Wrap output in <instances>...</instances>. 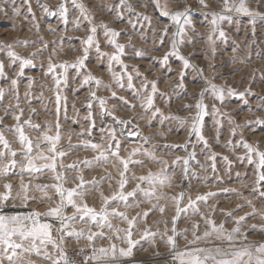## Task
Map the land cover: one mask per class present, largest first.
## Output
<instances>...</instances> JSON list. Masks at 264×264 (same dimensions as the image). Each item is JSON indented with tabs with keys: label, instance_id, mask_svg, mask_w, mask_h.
Listing matches in <instances>:
<instances>
[{
	"label": "rangeland",
	"instance_id": "obj_1",
	"mask_svg": "<svg viewBox=\"0 0 264 264\" xmlns=\"http://www.w3.org/2000/svg\"><path fill=\"white\" fill-rule=\"evenodd\" d=\"M229 2L232 11L224 9L223 0H205L206 6L200 0H76V5L84 6L86 16L72 0L0 2L6 10L0 12V63L4 64L0 133L9 145L0 144V153H6L0 156V195L8 192L5 184L11 185V198L0 203V211L8 215L46 213L61 204L53 187L61 186L65 190L62 211L76 219L67 221L68 227L59 231V219L41 216L42 221L51 220L52 236L59 244L46 251L60 259V264H65L61 251L67 264H148L166 258L180 264L174 259L176 253L196 247L217 258L231 259L233 253L245 249L253 257L264 256L256 251L264 245V182L256 183L257 168L249 163L243 146L247 143L264 152V0H245L252 15L234 10L240 0ZM61 5L68 9L66 18L61 15ZM164 10L169 16L162 15ZM185 10L190 23L184 24L181 17L183 32L175 35L180 25L171 15ZM92 26L97 29L95 34ZM109 29L119 33L114 39L124 45L122 64L112 61L111 72L110 57L117 50L108 43L112 37L104 34ZM90 35L95 36L92 46L84 44ZM9 52L32 61L22 75L21 61L9 57ZM85 55L81 68L78 59ZM50 64L56 66L54 72H49ZM62 64L66 67L61 68ZM112 73L121 77L119 83ZM88 75L95 79L84 83ZM128 76L132 77L131 88ZM95 80L101 83L97 85ZM212 85L223 93V100ZM198 103L205 106L200 122L203 139L192 130ZM17 115H21L19 121ZM17 124L33 145L31 157L27 144L20 141ZM57 134V153L65 155H56V170L29 171V158L37 167L51 163L36 154L52 155L48 151L51 142L44 137ZM92 144L98 147L93 149ZM11 152L17 155L12 157ZM13 159L16 166L5 173ZM253 159L258 157L253 154ZM150 173L152 183L140 179ZM121 181L125 182L123 189ZM71 189L76 190V204L87 203L97 213L107 211L103 227L87 217L80 220V214L67 205V190ZM121 191L125 196L129 192L135 195L120 200ZM114 195L116 200L111 199ZM190 201L195 202L194 207ZM113 212L123 213L127 219ZM239 217L245 219L237 223ZM208 220L217 228L223 225L222 234L212 232L204 237L205 231L211 232ZM236 228L239 232H233ZM129 231L135 244L130 256H122L120 249L129 247ZM92 233L102 235L89 241L87 236ZM228 235L231 241L226 239ZM169 236L175 240V248L167 243ZM0 259L9 264L2 250ZM23 259L52 264L34 253L24 254Z\"/></svg>",
	"mask_w": 264,
	"mask_h": 264
},
{
	"label": "snow or ice",
	"instance_id": "obj_2",
	"mask_svg": "<svg viewBox=\"0 0 264 264\" xmlns=\"http://www.w3.org/2000/svg\"><path fill=\"white\" fill-rule=\"evenodd\" d=\"M0 2L4 3V4H8L11 3L12 0H0ZM72 3L75 7H78L80 9L81 15L82 16H86L85 14V10H84V6L81 5H76V0H72ZM121 3H123V0H121ZM200 3L202 5H205V0H200ZM224 3V9L226 11H232L233 10V6L230 5L229 0H223ZM206 6V5H205ZM157 7H159V4L157 3ZM61 9V15L63 17L66 18L67 16V12L68 9L64 6L61 5L60 6ZM235 11L237 12H242L245 14H249L252 15V13H250L249 9L245 6V0H240V3L238 6H235ZM5 8L4 7H0V12H5ZM29 12H31V7H29L28 9ZM45 11H47V9H45ZM15 14L19 15V11L14 9ZM162 15L164 16H169L168 11L164 10L162 12ZM181 17H184V24H188L190 23L189 19H188V13L187 10H185L184 12H176L174 14L171 15V19L176 22L178 25H180L177 33L175 35H180L183 32V25L180 23L181 21ZM221 19L223 17H220ZM65 22L66 19H65ZM217 21L214 19L213 20V24H215ZM101 27L107 28V25H101ZM97 31L95 26L91 27V32L93 34H95ZM105 36H111L112 39H109L108 43L113 45L116 50L117 53L113 54L110 57V64H109V71L111 72V62L114 61L118 64H122L121 61V56L120 54H122L124 52V45L121 44H117L115 41V37H117L119 35V33L112 31V30H108L105 33ZM220 36H224L225 33L223 31H221ZM95 41V36L94 35H90L87 40L84 41L85 45L88 46H92L94 44ZM8 47H11L10 45ZM96 50L97 52H99V44L96 43L95 44ZM173 49L176 48V42L174 41L172 44ZM84 52L85 54H87L88 52V47L84 48ZM9 57H12L14 60H20V75L23 74V70L24 67L31 64L32 61L31 60H22L19 56H17L14 52H9L8 53ZM102 56H106V53H101ZM85 59H86V55L84 58H80L78 59V64L81 68L84 67L85 64ZM168 56L166 55L164 57L165 62L167 61ZM181 59H184L183 57H181ZM124 68H126V65H122ZM189 66V62L187 60H184V67H188ZM61 68H65V65H60ZM73 67H75V65H73ZM56 66L55 65H49V72H54L55 71ZM4 75V64L0 63V76ZM112 75L114 76V78L116 79L117 83L120 82L121 77L116 74V73H112ZM95 77L88 75L87 77H85L84 83H88L91 80H94ZM96 84L99 85L101 83L100 80H95ZM17 82L15 80L12 81V84L15 85ZM57 85L59 86V84L61 83V81L59 79L56 80ZM121 87H123V84H120ZM128 86L129 88L132 87V77L128 76ZM152 88L153 91H156V85L155 83L152 84ZM212 89L214 92L217 93V96L219 99L223 100V93L218 91L216 89L215 85H212ZM3 90L0 89V99L3 98ZM93 95H95V93H93ZM112 96L115 97L116 93L113 92ZM60 97L57 96V100L59 101ZM122 99V98H121ZM101 105H103L105 103V101L101 100L100 101ZM147 104L149 106H151L153 104V99L151 96L148 97L147 100ZM18 107V105H17ZM197 109H199V112L197 114L196 117H194V123L192 125V130L197 134V136L200 137V139H203V136L200 134V122L203 120V117L205 115V106L202 103H198L196 105ZM157 111H159L157 109ZM23 114V110H21V115ZM21 115H17L15 117V119L17 121H19L21 119ZM25 123H30V121H26ZM17 131H19V135H20V141L22 144H27V153L29 154V156L31 157L32 152H33V145L31 143V141L24 135L23 133V129L22 127L17 124ZM44 139L46 141L51 142V147L48 149V151L50 153H52V155L48 156V155H44L43 153H37L36 154V158L40 159V160H44V161H51V163H46L45 165H43L42 167H37L34 163V160L29 158L27 160V164H28V170L29 171H42L44 168H48L51 169L52 171L56 170V155L58 154L59 156L63 157L65 155V153L63 152H59L57 153V149H56V143L60 140V136L59 134H57L55 137L53 136H48L45 135ZM205 143H207L205 141ZM0 144H3V146L5 148H8V141L4 138L3 134L0 133ZM244 148L247 149L248 152V156L247 159L249 161V163H254L256 168H257V180L256 183L260 184V182H264V152H260L258 151L256 148H253L250 144L245 143ZM37 147H39V145H37ZM91 147L93 149L97 148L98 145L92 144ZM118 147H117V152L115 153L116 155H118ZM253 154H255L256 157H258V160H254L253 159ZM6 153H0V156H5ZM17 155L16 152H11V156L15 157ZM243 159V158H241ZM121 163L124 164L125 169H127V162L126 161H121ZM185 164H187V161H185ZM16 166V161L15 159H13L10 162V165L6 166L4 171L5 173L8 170V167H15ZM72 167V166H69ZM124 173H121V176H123ZM56 179H60V176H57ZM82 181V177L80 178ZM141 180H145L147 179L149 181V183H152V174H149V177H141ZM157 179H159V177H157ZM160 183L163 184V180H160ZM83 183H81L80 185H78L77 187H82ZM125 186V182L121 181L120 183V188L123 189ZM5 189L8 190L7 193L0 195V203H6L10 198H11V185L10 184H5L4 185ZM38 188L40 187L39 185L37 186ZM53 187H55L57 194L61 197V204L55 208H51L49 209V211H47L46 213H39L36 211H33L27 215H21V214H14V215H8V214H4L2 211H0V245H3L4 247L0 250L3 251L4 253V257L9 261V264H32L31 260H28L27 262L24 261L23 259V255L24 254H36L37 256H43L44 259L47 260H51L52 264H60V259L57 258H53L52 254L47 252V248L49 246H51L54 249L59 248V244L53 239L52 236V230H53V224L51 222V220H41V216L44 217H50L52 218V220H56L59 219L61 222V228L58 229L59 231H63L65 228L68 227V223L67 221H71V220H75L76 216H71V217H67L65 216L64 212L62 211V208L65 206L64 204V200H65V190L59 186V185H54ZM139 187V186H138ZM146 195H152V193H145ZM74 195H76V190L75 189H71V190H67V196H66V200H67V205H70L71 207H73L77 213H79V218L80 220H85V218H89L94 224H99L100 226H104L107 223V217H108V213L105 209H102L100 213H97V211L94 208H91L87 205V203H84L83 205H78L75 203L73 197ZM135 192H129L127 193V196L124 195V193L121 191L119 193V199L120 200H127L128 197L130 196H134ZM261 196L264 197V192H261ZM23 199L25 201L28 200V196L25 195L23 197ZM82 199V197H81ZM112 200H116L117 197L114 195L113 197H111ZM205 199V197H197V200H203ZM109 201V198H105V204H107ZM195 202L194 201H190V206L194 207ZM161 212L164 211L163 208L160 209ZM112 215H117L122 217L123 219H127V217L124 216L123 213H118V212H113ZM145 216H147V213H144ZM228 215H231V213H228ZM99 217V220H98ZM245 219V217H239V219L237 220V223H239L240 221H243ZM129 225H132V221H128ZM207 223L209 225H211V232L209 231H205L203 233L204 237H208L212 234V232H220L222 234V230H223V225H220L219 228H217V226L215 225L214 221L212 220H208ZM107 226L109 228H111L110 224H107ZM195 227H198L195 226ZM253 228H255V226L253 225ZM264 230V229H262ZM116 231H121L120 229H117ZM173 231H175V229H173ZM233 232H239V228L233 229ZM68 235H81L82 233H72L69 232L67 233ZM97 235H102V233L97 234V233H92L91 235L87 236V239L89 241H92L94 239V237H96ZM193 235H195V233H193ZM128 236V249H120V253L122 256H130L132 254V247L134 246L135 242L131 239L132 233L131 231H129L127 233ZM15 238V239H14ZM119 238V237H117ZM63 239V237H61V240ZM196 239H200L199 236L196 237ZM226 239L228 241L232 240V236L228 235L226 237ZM19 241V242H17ZM167 243L169 245H172L173 248H175V240L173 239V237L169 236L167 239ZM113 254H115V245H113ZM106 249H101V252H106ZM256 251L258 253L264 254V245H261L260 247H258L256 249ZM217 252H219V249H217ZM10 253V254H9ZM233 258L231 259H226V258H217L216 255H212L210 253L205 252L204 249L196 247L190 250H186L185 252H179L176 253V255L174 256V259H179L180 264H208V261H212V264H253V260H254V264H264V256H256L253 257L252 253L250 251H248L247 249H245L242 252L239 253H233L232 254ZM247 256L248 259L244 260L243 258ZM60 258H64L65 259V264H67V260H66V256L65 254L61 251L60 252ZM0 264H3V260L0 259Z\"/></svg>",
	"mask_w": 264,
	"mask_h": 264
},
{
	"label": "bare ground",
	"instance_id": "obj_3",
	"mask_svg": "<svg viewBox=\"0 0 264 264\" xmlns=\"http://www.w3.org/2000/svg\"><path fill=\"white\" fill-rule=\"evenodd\" d=\"M177 261V260H176ZM148 264H176L175 261L171 259H161L158 261H153V262H147Z\"/></svg>",
	"mask_w": 264,
	"mask_h": 264
}]
</instances>
